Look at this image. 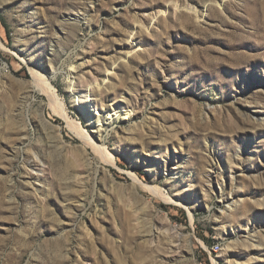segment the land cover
I'll list each match as a JSON object with an SVG mask.
<instances>
[{
  "label": "rangeland",
  "instance_id": "1",
  "mask_svg": "<svg viewBox=\"0 0 264 264\" xmlns=\"http://www.w3.org/2000/svg\"><path fill=\"white\" fill-rule=\"evenodd\" d=\"M0 44V264H264V0H0ZM70 68L131 118L98 140Z\"/></svg>",
  "mask_w": 264,
  "mask_h": 264
},
{
  "label": "bare ground",
  "instance_id": "2",
  "mask_svg": "<svg viewBox=\"0 0 264 264\" xmlns=\"http://www.w3.org/2000/svg\"><path fill=\"white\" fill-rule=\"evenodd\" d=\"M174 13L178 12L180 13V5H178L176 2L173 4ZM171 7V8H172ZM170 9V8H168ZM182 12L185 10L192 13L195 18H199L198 12L190 8L187 4H184L182 7ZM184 13V12H183ZM186 15V13H184ZM0 47H3L0 44ZM6 50V49H5ZM33 74V81L31 82L32 87L38 91L39 93L43 94L45 98L47 99L48 106L51 108V110L55 113L60 115L66 122V128L70 130L75 136H77L83 143L84 147L91 148L92 153L99 159L101 163H104L106 165L115 166L117 163L115 162V158L112 153L108 151V149L101 143V141L96 142L91 135L78 123L77 121L71 119L66 110H65V104L63 101L59 98L57 95V92L55 88L51 84V79H54L57 76L56 72H51L48 78H45L42 74L32 70ZM49 74V73H48ZM72 68L67 71L66 74V82L69 84V88H71V92L75 94V104L81 107L82 112L86 115L88 122L92 124L93 132H97L96 138L100 140L99 137L101 134V131L103 129V117L105 116L106 124L111 123L113 121H116L120 118H131L132 110L127 108L117 109L112 108L110 112H104L103 109L97 108L96 105V99L95 96L100 93L99 85L94 82L89 84V86L85 87V89L81 92H74V86L75 82L72 81L74 78L72 77ZM110 73L105 74L103 80L108 81ZM100 96V95H99ZM96 159V158H95ZM100 163V164H101ZM128 175L132 181L131 185L132 188L137 189V185H140L143 189H146L151 192L156 197H159L161 200H169L172 202H175V204L184 206V204L181 201H174L171 200L170 196L168 197L161 193V191L152 186H148L143 184L139 177H137L134 173L128 172ZM232 207H229L228 210H230ZM188 215L190 218V221H192V216L190 211H188ZM175 229V227H173Z\"/></svg>",
  "mask_w": 264,
  "mask_h": 264
},
{
  "label": "trees",
  "instance_id": "3",
  "mask_svg": "<svg viewBox=\"0 0 264 264\" xmlns=\"http://www.w3.org/2000/svg\"><path fill=\"white\" fill-rule=\"evenodd\" d=\"M161 207H163L164 209H165V206H161ZM178 213H179V215L180 216H182L183 218H184V216H185V213H184V211L183 210H180V209H177L176 210ZM171 217V219H173V220H175V221H178V218L177 217H175V216H170ZM200 235V234H199ZM201 236V235H200ZM201 239L203 240L204 238L201 236ZM205 241V240H204ZM210 247V246H209Z\"/></svg>",
  "mask_w": 264,
  "mask_h": 264
},
{
  "label": "built area",
  "instance_id": "4",
  "mask_svg": "<svg viewBox=\"0 0 264 264\" xmlns=\"http://www.w3.org/2000/svg\"><path fill=\"white\" fill-rule=\"evenodd\" d=\"M219 249V246L217 245V244H213L212 245V247H211V249H210V252L212 253V252H214V253H216V251Z\"/></svg>",
  "mask_w": 264,
  "mask_h": 264
}]
</instances>
